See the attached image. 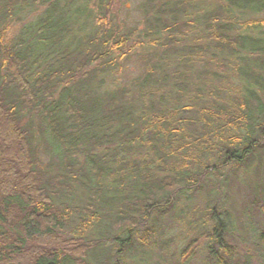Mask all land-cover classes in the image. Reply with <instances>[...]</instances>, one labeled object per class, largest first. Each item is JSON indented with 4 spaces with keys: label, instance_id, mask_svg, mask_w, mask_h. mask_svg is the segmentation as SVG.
I'll use <instances>...</instances> for the list:
<instances>
[{
    "label": "trees",
    "instance_id": "1",
    "mask_svg": "<svg viewBox=\"0 0 264 264\" xmlns=\"http://www.w3.org/2000/svg\"><path fill=\"white\" fill-rule=\"evenodd\" d=\"M164 1L163 9L175 4L169 12L176 15L179 5L198 0ZM79 2L19 0L22 7H44L13 41L0 38V264H123L120 254L138 255L136 237L139 251L153 242L158 215L173 208L177 185L199 190L211 173L221 181L230 164L264 171V17L253 18L264 13V0H223L225 18L204 16L206 46L237 60L242 87L223 102L212 98L198 108L195 138L180 117L190 107L154 114L144 101L128 104L123 89L101 91L103 78L125 58L127 36L107 22V0H99L98 17ZM151 82L147 73L139 93L152 89ZM43 144L48 161L41 156ZM138 149L157 158L153 167L160 176L147 161H130ZM210 153L220 160L213 167ZM191 162L199 168L191 169ZM77 189L87 201L71 207L65 191ZM254 196L264 216V184ZM216 214L214 205L201 221ZM75 221L99 236L63 234ZM112 227L126 236H109ZM222 227L217 221V240L209 247L216 264L228 257ZM246 228L264 259V222ZM108 242L118 247L114 257L99 251Z\"/></svg>",
    "mask_w": 264,
    "mask_h": 264
},
{
    "label": "rangeland",
    "instance_id": "2",
    "mask_svg": "<svg viewBox=\"0 0 264 264\" xmlns=\"http://www.w3.org/2000/svg\"><path fill=\"white\" fill-rule=\"evenodd\" d=\"M5 1L7 0H0V22L4 18L0 24V38L7 44L26 30L44 6L22 7L18 4L19 0H8L9 6L4 9L3 5L8 3ZM107 1V22L111 28H116L120 34L127 36V40L123 48L125 58L120 61V66L113 75L103 78L101 91L123 89L128 104L139 107L140 100L144 101V108L154 114L163 108L190 107L180 117L188 126L185 129L192 133L190 138L197 137L198 128L194 125V119L198 108L212 98L223 102L227 100L228 94L242 87L233 66L238 63L237 60L226 53H217L214 47H207L203 33H206V26L203 28L202 23L208 20L203 19L204 16L209 19L212 16L221 19L226 17L219 10L223 0H198L190 4L191 6L187 3L179 5L176 15L169 12V8L175 7L173 2L172 6L169 2L168 9H163L166 3L164 0H154L151 3L148 0ZM83 3L98 17L99 0H81L79 5ZM238 16L240 19L244 18L242 15ZM262 17L264 13L256 14L253 18ZM156 19L161 22L158 23ZM237 33L245 34L241 31ZM147 73H150L153 81L150 86L152 89L143 90L140 94L138 88ZM43 146L45 147L43 144L40 148L41 156L44 161H48L49 157ZM132 153L125 157H130ZM208 158L210 162L207 164L210 167L220 161L211 153ZM141 160L147 161L148 168L155 176H160V171L153 167L160 164L153 154L146 153L145 149H138L130 161H134L137 166ZM189 167L194 170L199 168L193 162ZM256 167L254 165L249 169H240L235 164H230L221 171V181L211 173L196 191L189 189L185 183L181 185L187 188L177 185L179 190L173 208H163V212L158 215V230L153 242L139 251V240L136 237L133 245L138 249L137 257L130 259L122 253L121 262L216 264L209 256V247L217 240L214 230L219 221L223 225L220 229L223 234L222 246L228 254L226 264H264V259L260 257L246 228L249 222L258 227L263 226L264 222L262 212L253 203L256 187L264 184V171L258 173L255 171ZM107 181L111 182L109 179L106 183ZM72 193L65 191L70 196L69 206L86 204L87 196L81 190L77 189ZM214 205H217V216L214 220L202 222L201 219ZM155 215L153 213V218ZM111 222H114V218H111ZM109 231V236L119 235L114 227ZM78 233L87 239H96L99 236L97 229H83L77 221L63 229V234L68 236ZM125 236L120 234L118 237ZM117 248L113 242H108L99 251L114 257Z\"/></svg>",
    "mask_w": 264,
    "mask_h": 264
}]
</instances>
